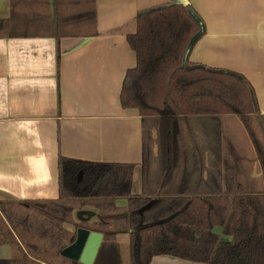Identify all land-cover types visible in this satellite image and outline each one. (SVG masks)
I'll return each mask as SVG.
<instances>
[{"label":"trees","instance_id":"obj_1","mask_svg":"<svg viewBox=\"0 0 264 264\" xmlns=\"http://www.w3.org/2000/svg\"><path fill=\"white\" fill-rule=\"evenodd\" d=\"M54 17L58 40L98 34L96 0H55ZM203 29L190 2L173 0L138 11L136 30L127 35L136 64L125 74L120 101L142 117V175L155 184L134 193L135 164L60 156L58 198L0 200V242L20 252L18 257L0 258V264H83L62 255L79 227L104 234L94 264H120L119 232L129 234V264H150L160 255L204 264H264V181L260 185L257 177L245 176L242 158L229 155L220 132L218 159L209 160V168L204 157L184 155L183 163L208 171L206 186H171L163 179L156 184L158 177L170 174L165 165L182 158L178 155L174 161L175 155L165 149L187 146L189 153L197 146L195 134L183 125L192 127L198 117L221 124L223 115L236 116L246 126L264 179V119L251 83L240 73L189 60ZM155 143L159 172L152 167ZM212 145L209 141L206 146ZM164 154L169 155L167 163ZM189 171L183 168L180 174Z\"/></svg>","mask_w":264,"mask_h":264},{"label":"crops","instance_id":"obj_2","mask_svg":"<svg viewBox=\"0 0 264 264\" xmlns=\"http://www.w3.org/2000/svg\"><path fill=\"white\" fill-rule=\"evenodd\" d=\"M54 1L0 0V200L58 198L60 156L135 164L132 190L140 193L155 179L142 175V117L137 109L123 108L120 101L125 74L136 64L127 35L136 30L138 11L173 0H96L98 34L59 40ZM189 2L204 25L189 60L246 77L264 119V0ZM206 120L193 118L192 127L183 125L187 133L190 128L195 134L197 146L189 153L187 146L172 152L165 149L175 155L174 161L178 162V155L182 158L178 164L165 165L170 174L158 177L156 184L163 179L171 186H206L208 171L183 163L184 155L204 157L209 168L208 161L218 159L220 132L229 155L238 153L242 158L245 176L257 177L261 185L257 146L242 120L230 115H223L221 124ZM209 141L212 147L206 146ZM152 150V167L159 172L157 143ZM183 168L190 170L188 175L180 174ZM117 238L119 262L129 264V234L119 232ZM19 254L15 245L0 242V258ZM150 264L204 263L160 255Z\"/></svg>","mask_w":264,"mask_h":264},{"label":"water","instance_id":"obj_3","mask_svg":"<svg viewBox=\"0 0 264 264\" xmlns=\"http://www.w3.org/2000/svg\"><path fill=\"white\" fill-rule=\"evenodd\" d=\"M185 2L188 3L189 0H185ZM189 51L190 49H188L186 56H188ZM103 239L104 234L102 232L79 227L75 241L62 250V255L83 264H94Z\"/></svg>","mask_w":264,"mask_h":264},{"label":"rangeland","instance_id":"obj_4","mask_svg":"<svg viewBox=\"0 0 264 264\" xmlns=\"http://www.w3.org/2000/svg\"><path fill=\"white\" fill-rule=\"evenodd\" d=\"M253 128H254L256 134L258 135L259 140H261V139L263 140V137L261 136L260 130H259V128H258V126H257V124L255 122H253ZM136 178H138V177H136ZM219 230H220V228L216 229V231H218V232H219ZM122 252H124V250H123L122 247H120V258H121V260L124 259V256L122 255Z\"/></svg>","mask_w":264,"mask_h":264}]
</instances>
